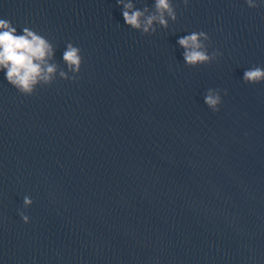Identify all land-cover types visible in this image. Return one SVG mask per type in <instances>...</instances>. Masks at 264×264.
Listing matches in <instances>:
<instances>
[{
  "label": "water",
  "instance_id": "water-1",
  "mask_svg": "<svg viewBox=\"0 0 264 264\" xmlns=\"http://www.w3.org/2000/svg\"><path fill=\"white\" fill-rule=\"evenodd\" d=\"M172 3L177 20L145 35L117 0H0L76 75L26 96L0 71V264H264V82L243 81L264 67V13ZM199 31L221 55L189 67L177 41Z\"/></svg>",
  "mask_w": 264,
  "mask_h": 264
},
{
  "label": "clouds",
  "instance_id": "clouds-1",
  "mask_svg": "<svg viewBox=\"0 0 264 264\" xmlns=\"http://www.w3.org/2000/svg\"><path fill=\"white\" fill-rule=\"evenodd\" d=\"M184 3L187 5L188 0H184ZM245 3L251 9L264 6V0H245ZM117 5L122 9L125 24L141 34H154L156 24L167 29L169 20L173 22L177 20L172 0H154V11L151 12L147 7L137 9L132 0H117ZM209 39L204 31L192 32L178 39V44L184 49L183 59L186 65L197 67L210 64L221 55L216 51L209 53L205 44ZM54 55L55 46L44 35L27 26L18 34L17 27L10 20L0 18V71L4 72L7 82L19 93L30 96L38 86L50 85L58 71L62 79H76V75L69 78L65 71L60 70L59 66L52 62ZM63 61L69 71L79 74L83 63L81 49L68 43L63 52ZM243 81L247 84L264 82V67L253 66L246 69ZM204 103L213 112L219 111L221 104L219 91L208 89ZM23 203L25 207H29L33 201L25 196ZM19 215L25 223L29 222V217L23 212Z\"/></svg>",
  "mask_w": 264,
  "mask_h": 264
}]
</instances>
